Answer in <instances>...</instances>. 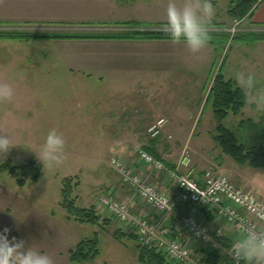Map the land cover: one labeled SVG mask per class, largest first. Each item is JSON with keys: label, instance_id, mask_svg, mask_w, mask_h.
<instances>
[{"label": "rangeland", "instance_id": "rangeland-1", "mask_svg": "<svg viewBox=\"0 0 264 264\" xmlns=\"http://www.w3.org/2000/svg\"><path fill=\"white\" fill-rule=\"evenodd\" d=\"M238 1L240 0H9L8 6L6 4L0 8V19L4 20L0 21V32L106 35L130 30L115 24L137 22L142 23L140 31L172 33L168 21V8L172 3L181 12L187 4L200 6L197 7L200 31L207 32L208 35H225L228 40L218 49L208 42L205 44L215 52L212 65L209 57L191 58L189 47L184 48L185 52L182 53L155 51L136 47L130 41L117 40H1L0 86L11 88L13 97L11 100H0V136L11 142L7 152H0V166L6 163L13 167L24 166L35 160L41 170V189L47 194L50 191L51 205L54 197L57 200L60 197L64 181H69L73 189L72 200L76 206L94 207L99 213L105 211L107 217L112 218L102 206L101 199H115L109 194V189L113 187L133 190L112 168V159L119 158L128 169L144 177L142 172H148V169L139 161L136 152L153 143L145 129H134L140 133L138 138L118 135L128 134V125L138 126L145 120L157 121L159 118L181 116L183 111L189 109L195 117L199 113V128L194 137L169 138L165 129L157 144L155 143L158 154L173 164L178 163L187 150L192 161L194 158L203 162L207 169L239 168L240 165L225 156L213 140L217 123L212 106L207 103L214 79L220 72L242 88L240 82L247 79L242 81L240 63L243 60H262L264 65V55H260L264 54V47L256 48V45L247 42L245 38L249 34L261 33L253 31L249 18L237 20L230 14ZM205 2L213 10L211 19L201 12ZM174 59H178L176 63L179 67L184 61V69L178 73L170 71L159 75L152 69L144 71L145 73H130V68L139 63L154 67L160 62L169 63ZM191 68L195 70L192 72ZM209 69L210 73L207 75ZM256 79L253 78V84L259 85L255 83ZM147 82L148 86H145ZM159 84L163 86V90L160 89L159 94L155 91L156 95L152 99L140 96V91L156 88L154 85ZM136 85L142 90L134 88ZM168 94L174 96L173 99L168 100ZM195 94L200 96V106L186 107L181 104L187 99L191 103L193 98H197L191 97ZM164 102L170 105L165 106ZM224 125L234 134L238 144L246 147L264 146V103L260 102L254 107L248 97V103L242 112L237 116L230 114ZM105 126L112 129L107 130ZM118 127L119 131L115 132ZM53 131L65 141L64 160L63 163L50 167L43 161L42 152L47 135ZM224 172L222 170L221 173ZM1 176L3 180L12 177L8 173ZM262 177L258 176L264 194ZM115 201L118 202L117 199ZM113 221L119 229H128L112 218ZM74 230L75 235L88 233L80 232L82 229ZM92 235L93 233H89L87 236L94 239ZM98 235L101 250L99 261L111 258L113 261L118 260L119 254L111 248L113 242L106 233L99 232ZM126 243L129 247L136 245L132 240H126ZM129 253L128 264H134V254L131 251ZM122 261L124 262L123 258Z\"/></svg>", "mask_w": 264, "mask_h": 264}, {"label": "crops", "instance_id": "crops-1", "mask_svg": "<svg viewBox=\"0 0 264 264\" xmlns=\"http://www.w3.org/2000/svg\"><path fill=\"white\" fill-rule=\"evenodd\" d=\"M8 3L9 0H0V8L4 7L6 4L8 6ZM2 20L3 19L1 18L0 21ZM249 20L250 24L253 26L254 32H264V0H259L253 15ZM129 43L134 44L136 47L150 48L152 50L155 49V51H181L182 53L184 48L189 47L185 40L130 41ZM254 45H256V48L264 47V41L257 42ZM188 53L192 54L191 58H211V65L214 61L213 59L215 52L213 51L212 47L208 45H204L197 52L190 50ZM260 55L264 54L260 53ZM177 61L178 59L171 60L169 63L172 64L160 62L154 67L139 63L138 65L130 68V73H138L139 71L145 73L144 71L149 72L151 69L156 71V73L159 75L166 74L170 71H176L178 73L179 70L184 69V61H182L183 63L181 67L177 65ZM240 65L239 67L241 68L240 70H242L243 76L242 81L251 75L254 76L253 78H257L255 83L259 85L253 84L249 87L247 85L244 86L245 82H240L241 86H244H242V88L248 94L252 105L257 107L260 102L264 103V78H262V76H264V65L262 60L253 62L243 60ZM258 69H262V71L260 72ZM191 70L193 72L195 69L191 68ZM209 73L210 69L207 70V75H209ZM230 73L233 75L232 72ZM260 80H262L263 84L260 82ZM145 86H148V82ZM154 86L156 88L151 87V89H145L144 92L140 91V96H145L149 100L156 95L155 91L159 94V92L163 90V86H161V84ZM134 88H137V90H142L140 89L141 87H138V85H136ZM188 95L190 96V94ZM168 96V100L173 99L174 97L171 94H168ZM191 97L197 98H193L191 103L188 99H185L186 101H183V103L181 102V104L186 107L190 105L200 106L202 104L198 94H195ZM164 104L165 106L170 105L166 102H164ZM198 119L199 113H197V117H195L194 113L187 109L183 111L181 116L168 117L166 119L168 122L165 127L166 131L165 129L164 131L169 138L194 137V134L199 128L200 122H198ZM154 122L155 120H145L138 124V126L128 125L127 128L129 129V133L126 135L119 134L118 137L138 138L140 137V133H137V131H134V129H145L147 131L149 126ZM104 128L107 130L112 129L110 126H105ZM116 129L115 132L119 131V127ZM131 129H133V132ZM192 151L197 154V151H195L194 148H192ZM161 160L169 170H172L171 167H174L176 164L169 163L162 156ZM169 164L172 166H168ZM144 166L148 169V172H142L144 177L151 184L157 186L161 191L168 193L173 200L177 201V208L174 212L163 215L154 213L150 208H147L143 204L141 199L132 189L113 187V189H109V194L117 199L118 202L127 203L130 206L132 213L147 217L153 222L157 223L159 225L160 231H169L171 234L167 236V239L173 240L175 238H182L185 241H188L192 249L193 256L207 258V255L210 253L209 248L205 245H202L200 242L193 240L190 235L182 229V220L190 209V205H186L179 200L180 191L169 181L167 172L164 171L161 173H156L150 166ZM217 168L220 173L222 170L225 171L221 174H226L235 186L258 196L264 202L263 188L259 185V178L261 176L264 178V170L253 169L248 166H240L239 168L234 167L228 169H222L221 167ZM206 170L207 168L203 165V162L197 161L193 158V172L196 179H198L200 183L203 182V175ZM1 178L2 176H0V233H3L5 229L8 231L7 240L0 239V251H6L14 244L21 245V247H17L11 254V259L14 262L19 261L24 253H31L34 261L47 259L50 261V264H73L70 260V253L74 251L82 241L93 239L87 235H89V233H93L91 237L98 238L100 248V237L98 233L100 232L101 234V232H105L107 237L113 242V245L110 246L115 251H117L119 254V259L113 261L111 258L99 261L101 256L100 250V255L96 260L89 261L84 264H128L130 261L128 260V258H130V251L134 254L132 263L140 264L137 242L132 239H128L127 237L125 238V236L118 240L115 236V233L118 231H122L123 234L129 235V232H131L129 228L126 229V231L124 229H119V227L114 224V221L112 222V219L108 223H103V220H101L97 225L80 224L75 222L73 219H70L66 211L62 208V189L60 190V197L58 200L56 197H54L53 205H51L49 196L50 191L48 190L49 192L47 194L46 191L41 189L43 183H41L40 179L37 182H32V184L30 183L31 181H29L24 186H20L17 184V179L14 176L5 180ZM104 212L102 211L99 213L98 211L103 219H109V217H107L106 213ZM196 212L200 222L203 225H207L211 228L221 227L225 230L227 235V244L234 245L242 249L245 258V264H249V261L250 264H264V257L250 255L248 253L249 242L243 237L239 236L234 228L227 224V222L222 217H220L216 211L210 208H197ZM74 228L77 230L82 229L80 232L88 231V233L85 235H75ZM126 240H132L136 243V245L129 247V245L126 243ZM122 258L124 262L122 261Z\"/></svg>", "mask_w": 264, "mask_h": 264}, {"label": "built area", "instance_id": "built-area-1", "mask_svg": "<svg viewBox=\"0 0 264 264\" xmlns=\"http://www.w3.org/2000/svg\"><path fill=\"white\" fill-rule=\"evenodd\" d=\"M167 123L164 118L152 123L147 130L148 136L152 140L160 138ZM136 153L139 161L150 166L156 173L167 172L169 181L180 191L179 200L190 205L182 220V229L193 240L208 247L210 252L227 255L232 264H242L244 261L242 249L234 245L229 248L224 246L227 235L223 228H211L200 222L197 208H210L231 225L239 236L253 245H264V202L258 196L235 186L215 167L205 171L203 182L200 183L194 175L192 156L187 150L172 170L143 149H138ZM111 165L154 213L163 215L176 210L177 201L141 174L128 169L119 158L112 159ZM101 203L113 219L131 229L142 246L158 247L176 264H210L207 258L193 256L188 241L182 238L169 240V231H160L157 223L144 216L132 214L128 204L116 202L112 197H103Z\"/></svg>", "mask_w": 264, "mask_h": 264}, {"label": "trees", "instance_id": "trees-1", "mask_svg": "<svg viewBox=\"0 0 264 264\" xmlns=\"http://www.w3.org/2000/svg\"><path fill=\"white\" fill-rule=\"evenodd\" d=\"M259 0H240L231 9L230 14L237 20L251 18ZM124 26L130 30L123 33H113L106 35L95 34H27L18 32H0V41H82V40H117V41H152V40H174L171 32H162L156 30H141L142 23L126 22L115 24ZM164 26V25H162ZM261 34L246 35V41L252 44L264 41V32ZM208 43L218 49L228 37L225 35H208ZM178 40H185L184 37H179ZM208 104H211L213 115L217 123L216 134L213 137L215 144L221 149L225 156L232 158L240 166H248L254 169L264 170V146L246 147L238 144L234 134L224 125L225 120L230 114L239 115L248 103L246 92L234 81L225 77L223 72H220L214 79L213 87L211 88ZM157 140H152V145L145 148L147 153L157 160H161V156L155 149ZM156 143V144H155ZM162 161V160H161ZM39 164L35 160L29 161L24 166H11L3 164L0 166V176L8 173L17 179V184L24 186L27 182H37L41 177ZM168 166H172L169 164ZM174 167H171L173 169ZM73 189L69 181H64L61 191V206L66 211L68 217L80 224L97 225L101 220L103 223H108L111 218L103 219L98 211L94 208H81L74 204L72 200ZM122 231L115 233L116 239L120 240L125 236L137 242L139 249L140 264H176L171 261L164 251L156 246H142L138 237L129 232L121 234ZM120 237H119V236ZM224 246L229 248L233 245H228L224 242ZM100 255L98 238L82 241L77 248L70 253V260L73 264H84L89 261H94ZM207 261L210 264H230L229 257L221 252H210L207 255ZM245 264V259L242 262Z\"/></svg>", "mask_w": 264, "mask_h": 264}, {"label": "clouds", "instance_id": "clouds-1", "mask_svg": "<svg viewBox=\"0 0 264 264\" xmlns=\"http://www.w3.org/2000/svg\"><path fill=\"white\" fill-rule=\"evenodd\" d=\"M197 7L187 4L181 12L177 10L174 4L170 3L168 8V21L172 28L171 35L173 39L178 40L179 37H184L193 52L199 51L209 39L207 32L202 33L200 31L201 25L198 23ZM201 12L209 19L213 15L211 5L206 2L202 5ZM232 30L235 31V28ZM245 83L249 87L252 86L253 77L248 76ZM12 97L13 91L11 88L6 85L0 86V100H11ZM10 143L7 138L0 136V152H7ZM64 145L65 141L62 136L58 135L55 131L50 132L43 145V161H46L50 167L63 163ZM185 162L188 163V161ZM164 202L167 203L166 200ZM7 231L5 229L3 233H0V239L7 240ZM17 247H21V245L14 244L8 250L0 251V264H50V261L47 259L34 261L31 253H24L19 261L14 262L11 259V254ZM248 253L264 257V245H253L249 242Z\"/></svg>", "mask_w": 264, "mask_h": 264}]
</instances>
